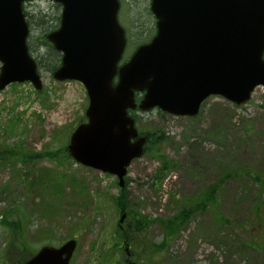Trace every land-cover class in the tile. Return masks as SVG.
Returning <instances> with one entry per match:
<instances>
[{"label":"rangeland","instance_id":"1","mask_svg":"<svg viewBox=\"0 0 264 264\" xmlns=\"http://www.w3.org/2000/svg\"><path fill=\"white\" fill-rule=\"evenodd\" d=\"M120 2L119 20L128 37L126 52L129 53L137 44L151 38L154 18L149 13L150 0ZM24 8L56 10L48 0H29ZM29 33L36 45L39 31L30 27ZM39 73L40 89L23 81L12 82L0 90V141L16 142L41 153L33 163L0 159V220L8 211H11L9 221L21 216L31 247L39 248L47 242L59 245L73 237L77 245L69 264H100L96 257L106 248L102 239L119 215L99 208V195L107 193L118 199L125 194L128 207L151 222L138 238L145 235L156 240L161 236L157 219L174 214L182 198L204 190L226 169L241 170L216 189L220 212L235 225L230 237L239 235L245 240L249 233L255 235L250 225L255 214L264 218V190L246 171L264 175L263 86L255 87L249 100L241 105H234L220 95H210L193 117L159 113L156 109L136 111L140 117L136 123L138 130L156 136L148 151L127 167L124 185L120 187L115 175L84 166L67 151L71 132L85 119L88 98L84 85L77 80H56L43 69ZM158 135L165 138L161 143ZM159 155L176 161V165L161 188H156L150 176L159 165ZM29 171L36 175L31 190L24 188L23 182ZM259 191L262 194L256 199ZM127 210L122 209L125 213ZM126 219L121 223L124 229L129 222ZM209 221L208 214L198 212L169 243L168 252L164 251L151 263L264 264V243L254 249L244 248L240 240L238 243L236 240L235 246H220L207 229ZM5 227L0 222V248L9 234ZM129 260L138 263L135 256Z\"/></svg>","mask_w":264,"mask_h":264},{"label":"water","instance_id":"2","mask_svg":"<svg viewBox=\"0 0 264 264\" xmlns=\"http://www.w3.org/2000/svg\"><path fill=\"white\" fill-rule=\"evenodd\" d=\"M23 1L0 0V90L11 82L42 85ZM52 1L61 5L60 24L47 39L62 53L52 77L80 81L88 97L86 120L67 150L76 162L116 175L120 186L146 139L129 109L193 116L210 95L241 105L264 86V0H150L156 33L120 65L126 39L118 0ZM136 91L143 92L138 102ZM75 247L74 238L45 244L21 264H68Z\"/></svg>","mask_w":264,"mask_h":264},{"label":"trees","instance_id":"3","mask_svg":"<svg viewBox=\"0 0 264 264\" xmlns=\"http://www.w3.org/2000/svg\"><path fill=\"white\" fill-rule=\"evenodd\" d=\"M48 1L51 6L56 9L55 12H45L42 8L28 11L24 8V14L29 26V32L30 27L32 30L39 31L38 37H36V45L30 40L31 34L29 33L27 40L29 51L34 54L38 69H43L51 73L59 66L61 62V53L47 40L46 33L58 26L60 5L56 2ZM30 8L33 9L34 7ZM157 112L162 113L160 110H157ZM134 113L133 111L132 114L136 121H139L138 116ZM147 135L148 140L145 145L144 153L148 151L153 140H155L153 138L156 136V134L153 133H147ZM164 139L165 138L161 135L157 137L160 143ZM0 147V159L5 162L12 159L11 162L20 161L23 164L33 163L34 158H39L41 156V153L33 152L28 148L25 149L21 144L16 142L8 144L6 141H0ZM45 153H54V151H47ZM157 159L159 165L152 172L150 181L154 187L161 188L170 171L174 169L176 161L169 160L164 155H159ZM30 171L23 182L24 188L29 187L31 190V186H34L36 183V175L31 174ZM240 171L241 170L237 169L231 171L226 169L219 178L207 185L204 190L197 192L193 196L182 198V203L174 214L157 219L156 222L161 230V236H158L156 240L147 239L145 235L144 238H138V235L145 232L146 227L151 222L145 215H141L136 211L133 212L130 206L128 207L125 194L118 197V199L114 195L107 193L99 195L97 198L99 208L111 214L114 213V215L118 214L120 210H125L127 208L129 210H127L126 218H129V222H127L125 229L117 225V223L110 228L109 233L102 239L104 244L103 247L106 248L100 251L99 256L96 257V261L99 262L100 260V264H104L108 260L115 261V264H129V259L135 256L139 264H153L151 262L157 261L164 251L165 253L168 252L169 243L177 236L180 230L188 226L191 219L195 217L198 212H204L209 215L210 221L207 229L213 234L220 246H235L236 240L237 243L240 240V244L244 248L254 249L255 247H259L264 243V218L258 217L255 214V219L250 225L255 235L251 236L249 233L248 239L244 240V238L239 235L230 237L232 232L231 229L235 227V225L220 212V198L219 194L216 193V189L220 188L228 178L236 176ZM246 172V174L251 176V180L260 185L261 190H264V175L260 176L257 175V173L252 174L250 171ZM261 194L262 191H259L255 198H260ZM257 209L256 207L255 210ZM10 213L11 211H8L5 215L3 214L4 218L0 220V222L6 226L5 228L9 230L7 241H5L3 248H0V264H20L29 258L36 250V248L30 245L31 242L26 235V225L24 221L21 220L22 217L19 216V219L16 218L9 221L8 216ZM131 215H133V217H131ZM23 220H25V218H23ZM135 237H137V239H135ZM126 247L128 248L126 249ZM107 249H109V252H107ZM112 256L115 257V260L111 259Z\"/></svg>","mask_w":264,"mask_h":264}]
</instances>
